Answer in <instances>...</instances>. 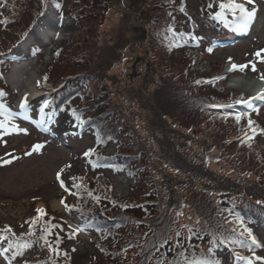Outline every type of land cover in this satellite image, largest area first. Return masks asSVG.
Masks as SVG:
<instances>
[{
	"label": "trees",
	"instance_id": "16d2710c",
	"mask_svg": "<svg viewBox=\"0 0 264 264\" xmlns=\"http://www.w3.org/2000/svg\"><path fill=\"white\" fill-rule=\"evenodd\" d=\"M113 1L120 4L123 0ZM47 2L60 10L65 0H43L42 3ZM198 2L200 16L218 34H212L206 41L230 36L225 25L233 14L225 12L223 19L215 18L220 9L214 7L221 0ZM97 3L101 4L99 8L95 7ZM111 3L112 0H75L74 19L90 35L94 25L100 24L104 13L111 8ZM145 3L147 19L132 27V39L137 44L139 39L147 38L148 48L164 51L163 56L154 54L152 62L144 57L139 59L151 73L147 74L149 84L139 82L136 86L132 84L134 79L124 82L120 73L110 87L103 80H107L106 74L115 64L122 62L121 55L131 42L126 40L120 48L118 43L99 45L94 38L91 44L92 36L83 37L74 47L80 49L81 46L86 53L76 52L80 57L75 53H63L49 67L88 63L90 72L67 71L60 74L56 82L51 81L55 80L51 72H45V94L25 110L37 111L39 125L65 112L76 125L78 134L88 132L93 139L91 154L85 156L89 175L72 180L75 203L69 205L70 211L83 216L81 228L95 235L94 240L90 239L93 244L90 264H188L196 259L231 264L238 251L258 252L263 246L254 226L264 230V196L252 190L250 197L241 200L234 197L236 203L229 196L245 193V188L227 175H218L210 167L209 160L220 157L214 150L221 147L227 152L228 160L238 167L237 158L241 156L238 149H244L247 165L252 170L256 168L257 176L264 179V162L256 148V139L263 131L256 114L263 107L252 112L236 106L217 108L233 105L247 96L226 89V75L220 71L198 74L194 70L195 57L188 42L199 33V25L189 13L187 0H145ZM22 7L23 0H0L2 31L6 27L12 30L13 25L25 20ZM128 16L130 20L124 23L126 28L141 18L133 13ZM146 26L150 28L148 34ZM29 27L28 24L26 29L16 31L15 40L8 44L4 42L6 37L0 36V114L11 116L2 86L4 67L13 58L11 48L24 37ZM176 42L181 44L176 45ZM92 46L95 53L91 52ZM175 49L185 51L186 58L171 65L169 58ZM166 69L171 74L164 72ZM157 75L161 79L154 83L151 76ZM150 84L155 85L154 90H149ZM160 95L163 105L158 101ZM73 112L83 123L77 121ZM138 118L142 122L137 123ZM249 120L253 122L251 128ZM138 126L144 127L143 133H139ZM198 133L200 142H196ZM110 143L116 145L111 156L103 153ZM104 170L124 172L131 177L133 183L125 198L112 195L109 181L101 182L99 173ZM249 172L244 171L245 174ZM63 185L69 194L73 192L64 182ZM183 217H187L184 223L181 222ZM66 225L56 213L35 210L17 233L14 227L3 226L0 222V235L6 237L5 248L9 240L30 242L31 246L16 256H13L15 249L8 251L15 264H71L69 243L77 240V231L65 229ZM30 227L31 235L28 234ZM6 228L11 232L5 231ZM44 229H50V234L41 239ZM248 238H254L256 243L249 242ZM49 244L55 251L50 250Z\"/></svg>",
	"mask_w": 264,
	"mask_h": 264
},
{
	"label": "rangeland",
	"instance_id": "374dc122",
	"mask_svg": "<svg viewBox=\"0 0 264 264\" xmlns=\"http://www.w3.org/2000/svg\"><path fill=\"white\" fill-rule=\"evenodd\" d=\"M74 1L65 0L62 9L63 11L65 10V14L60 15L62 12H57L56 14L53 7L46 5L49 11L51 9L52 15H49L48 11L46 14H43L45 16L37 17L36 10H41L44 7L43 0H23L22 8L24 14H26L25 20L13 25L12 30L6 27L2 31V25L0 27V36L6 37L5 44L13 42L15 40V32L26 29V25L28 24L30 27L24 35L26 39L34 27L38 26L43 30L45 23H43L42 19L46 16L52 18L51 27L59 33L57 39L51 40L46 45L43 44L46 38L33 39L32 45L35 47V51L38 48L42 50L33 57H31L32 52L26 55V50L18 49L19 46L14 45L11 48L13 54L27 61L28 68L20 66L21 64L19 62L16 64L17 66L7 63L4 67L6 74L3 80L4 85L2 86L6 92L5 101L7 102V106L9 107L8 112L11 116L0 114V122H4L5 124L4 128H0V222L3 226H13L15 233L22 229L27 217L31 216L37 209L46 210L47 212L50 211L62 216L67 223L65 226L67 230L73 231L74 228L82 225L83 216L70 211L71 207L69 209V205H74L75 203L73 202L75 200V186L73 181L85 177V174L89 175L88 171L90 170L86 167L87 162L85 161L84 153L94 147L91 135L88 132L77 134L75 125L69 120V115L65 112H60L53 122L44 123V127L41 130L34 128L33 121L37 114L35 111L30 113L24 112L20 107L22 101H29L31 99L27 98L28 96L21 95L20 88L22 87L19 85L23 86L26 80L33 74H36L35 80L37 87L45 89L43 87V74L45 72H51L55 78V80H51L53 82H56L60 74L66 73L67 71L83 70V72L89 73L91 66L88 63L85 66H82V63L81 65L67 63L63 64L64 68L61 64H57L53 68L49 67L55 64L58 56L63 53L77 54L76 52H80L82 55L85 52L84 48L80 46V49H76L74 44L83 37L92 36L90 43L94 38L99 45L103 43L109 45L118 43L120 48L126 43V40L131 42L121 55L122 62L115 64L107 72V80H103L110 87L114 85V81L120 73L123 74L121 78L124 82L134 79L132 84H136V86L139 82H148L149 84L150 78H148L147 74L150 76L151 73L147 70L144 62L139 63V59L144 57L147 62H152L154 54L159 53V55H162V52H164L152 51L148 48L149 40L147 38L143 41L139 39L137 44L136 40L132 39L134 36L132 27L137 23L141 25L147 19L146 15L148 13L144 10L146 5L145 0H123L120 4L112 0L111 8L104 13L101 23L94 25L90 35L82 30L74 19L73 14L76 15L77 13L74 8ZM187 5L189 12L197 20L199 34L204 40L201 49L192 50V54L195 57L193 63L194 70L198 74L217 73L219 71L221 73L227 69L229 62L236 65H247L243 71L237 69L231 72L232 74L228 75L231 81L226 85L224 83V87L236 93H243L245 96H249L252 91H242L236 87L234 88L233 80L238 76H249L259 79L264 76V60L254 55L257 51L264 49V0H251V3H249L247 9L249 11L254 9L255 15L248 24L245 36L240 39L234 38L231 42L215 47L205 41L212 34H218L216 29L209 27L205 19L200 16L198 12V0H187ZM100 6L101 4H95L97 8ZM128 13H133V16H139L141 18L132 23L130 22L131 24L126 28L124 23L130 20ZM146 28V33L148 34L149 27L146 26ZM96 32L98 38L96 37ZM87 52L90 53V50L87 49ZM91 52L95 53L93 46ZM261 55L264 57V53ZM78 56L80 57L77 54ZM185 58V51L173 50L169 62L173 65L174 61L184 60ZM225 61L226 63L224 65ZM1 63L3 64L5 62ZM253 64L255 65V71L252 69ZM164 72L171 74L169 69L164 70ZM151 77L154 83H157L161 79L158 75ZM261 80L264 81V79ZM110 82L113 83L110 84ZM154 88L155 85L150 84L149 90H154ZM162 95L158 98L160 105H163ZM164 104L166 105V103ZM256 115L258 123L263 128L260 136L256 139V148L261 152L260 158L264 162V107ZM138 120L136 121L137 123L142 122L139 118ZM13 126L18 130L13 131ZM142 126H144L143 123ZM144 127L142 129L138 126L139 133H143ZM19 129L23 131H19ZM135 133L139 138L140 135L136 130ZM200 138L201 135L198 133L196 142H200ZM178 140L181 141V138H178ZM36 145H41L42 147L37 151H33ZM115 147V143H110L108 148L104 149L103 153L111 156L116 151ZM198 147L196 146L197 150H199ZM231 147L233 146H227L226 148ZM238 150H241L239 160L237 158L238 167L228 160L227 152L225 149H221V147L214 150L220 154V157L218 159H210V167L218 175H227L230 179L235 180L236 183H239L240 186L245 188V193L236 192V194L229 196L230 199L235 200V197L241 200L250 197L249 194L252 190L255 191V194L264 196V179L257 176L255 173L256 168L252 167V170L247 165L248 162L246 159L248 157L245 154V150ZM198 152L196 151V153ZM5 161L10 162L5 163ZM245 170H249V174H245ZM58 173L64 183L67 184L66 186L71 187L73 191L71 194L68 191L64 192L60 189L61 181L57 179ZM116 174L111 170H104L99 173V175H102L101 182L109 181V188H111L113 196L125 198L129 194L133 180L124 172L120 175ZM56 202L59 207L54 206ZM235 202L238 203L236 200ZM185 221H187V217L181 219V222L184 223ZM254 228L263 244L258 252L264 256V230L261 226L257 225ZM76 236L77 240L69 243L71 246L69 254L71 264H90L89 260H91L93 255V244L90 239L94 240L95 235L92 231L86 232L80 230ZM4 245L5 242L0 244V253H3L0 254V264H10L7 255L2 249Z\"/></svg>",
	"mask_w": 264,
	"mask_h": 264
},
{
	"label": "snow or ice",
	"instance_id": "6c2138e0",
	"mask_svg": "<svg viewBox=\"0 0 264 264\" xmlns=\"http://www.w3.org/2000/svg\"><path fill=\"white\" fill-rule=\"evenodd\" d=\"M248 2L251 3V0H248ZM209 6L211 7V5H209ZM218 6H219L220 11H217L215 13V18L223 19L224 15H225V12H230L236 18L237 27L240 30H246L247 27H248V24L251 22V20L253 19L254 15H255V10L254 9L249 11L248 9H246L244 7L243 4L238 3L237 0H221V2L219 3ZM57 7H59V6L57 5ZM181 11H183V9H181ZM171 31H172V29L170 27L169 28V32H171ZM262 53H264V49H261V50L257 51L254 55L256 57H258V58H261V60H264V57H262V55H261ZM245 67H247V65L232 64L230 69H229V71L235 70L237 68L240 71H243ZM252 69H253V71H255V65L254 64L252 65ZM261 79H264V76H262ZM197 83H199V81H197ZM0 95H2V93H0ZM258 95H264V93L258 94ZM242 102H245V101H241V100L236 101V103H242ZM25 104H26V101H22L21 104H20V107L23 109L25 107ZM73 116L77 119V121L79 123H83V121L80 120L79 116H76L75 112H73ZM236 120H237V122L240 121V116L239 115L236 116ZM248 123H249V127L251 128L253 122L251 120H249ZM4 127H5L4 122H0V128H4ZM5 130L7 131V129H5ZM12 130L13 131H17L18 129H16L13 126ZM19 131H23V130L19 129ZM252 131L255 132V129L253 128ZM40 147H42V146L41 145L34 146L33 151L39 150ZM91 151L92 150H89L88 152H85V156L90 155ZM8 162H10V161H5V163H8ZM57 179L58 180L60 179V174L59 173L57 174ZM61 187H64L62 181H61ZM61 203H63V201H61ZM37 212L38 213H43V210L42 209H37ZM34 222L35 221H33V223ZM52 227H58V226H52ZM5 231L11 232V229L10 228H6ZM43 231H44L45 235H42L40 237L41 239H45L46 235L50 234V229H44ZM75 231H76V229L73 230V232H75ZM28 234L29 235L32 234L31 227L29 229V233ZM5 239H6L5 236L0 235V241H4ZM252 243L253 244L256 243L254 238L252 240ZM30 246H31L30 242H27V241H23L22 242V241H19V240H16V241L9 240L8 241V247L4 248L3 252H8L10 249H15V251H13V256H16V255L21 253L22 249L30 247ZM49 248H50V250L55 251V249L52 248L51 244H49ZM209 251H211V249H209ZM0 254H3V253H0ZM237 259H247V258L237 255ZM257 259H259V257ZM188 264H216V262H214V261H212L210 259H196V260L189 261Z\"/></svg>",
	"mask_w": 264,
	"mask_h": 264
},
{
	"label": "bare ground",
	"instance_id": "6f19581e",
	"mask_svg": "<svg viewBox=\"0 0 264 264\" xmlns=\"http://www.w3.org/2000/svg\"><path fill=\"white\" fill-rule=\"evenodd\" d=\"M42 20H43V23H45V25H47L46 29L44 31H41L42 29H40L38 26H36L31 31L29 36L27 37L24 44H22L21 46L19 45L18 49L20 48V50H22V49L26 48L28 46V44H30L33 41V39H42V38L48 37L49 33L54 29L51 27L52 18L49 16H46ZM26 62L27 61H25V60L22 61L20 63L21 64L20 66H24L25 68H28L27 67L28 65ZM15 66H17V65H15ZM35 77H36V74H33L32 76H30L26 80L25 84L23 85L24 87L22 85H19L20 87H22V88H20V92H21L22 96H31L35 92L36 86H37ZM233 82H234V84H233L234 87H236L242 91L243 90H247V91L253 90L255 97H253L251 100L264 98L263 97L264 95H258V94L264 93V81H262L261 79L255 78V77H249V76H241V77L238 76L233 80ZM256 84H258V86H259V88H258L259 90H257V92L254 90V87H253ZM54 206L59 207L57 202L55 203Z\"/></svg>",
	"mask_w": 264,
	"mask_h": 264
},
{
	"label": "water",
	"instance_id": "95a60500",
	"mask_svg": "<svg viewBox=\"0 0 264 264\" xmlns=\"http://www.w3.org/2000/svg\"><path fill=\"white\" fill-rule=\"evenodd\" d=\"M217 6H218V4H217ZM134 66V65H133Z\"/></svg>",
	"mask_w": 264,
	"mask_h": 264
}]
</instances>
